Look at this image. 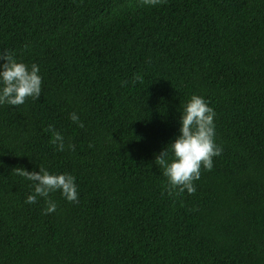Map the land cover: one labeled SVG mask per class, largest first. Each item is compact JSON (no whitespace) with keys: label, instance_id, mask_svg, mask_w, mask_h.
I'll return each instance as SVG.
<instances>
[{"label":"trees","instance_id":"1","mask_svg":"<svg viewBox=\"0 0 264 264\" xmlns=\"http://www.w3.org/2000/svg\"><path fill=\"white\" fill-rule=\"evenodd\" d=\"M5 49L42 85L0 105V264H264V0H0ZM192 93L222 152L170 193L153 160ZM39 163L79 202L25 203L12 167Z\"/></svg>","mask_w":264,"mask_h":264},{"label":"clouds","instance_id":"2","mask_svg":"<svg viewBox=\"0 0 264 264\" xmlns=\"http://www.w3.org/2000/svg\"><path fill=\"white\" fill-rule=\"evenodd\" d=\"M156 4L159 0H146ZM42 76L39 65H30L19 60L11 50L0 51V105L18 106L27 98L37 100L41 94ZM177 134L168 142L153 162L160 173L166 178V189L177 194H191L196 187L201 168L211 170L213 157H219L222 147L216 143L215 112L204 96L192 93L178 108ZM69 119L80 124L75 112ZM82 126V124L80 125ZM52 143L57 151L65 149V140L58 131H53ZM70 147V145H69ZM38 171L28 170L23 166L12 167L15 175L28 180L32 192L26 195L25 203L33 204L38 198L45 200L46 207L42 213L49 214L56 210V202L50 194L59 191L66 200L78 203L76 178L69 172H50L42 163L37 165Z\"/></svg>","mask_w":264,"mask_h":264}]
</instances>
